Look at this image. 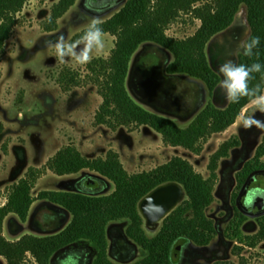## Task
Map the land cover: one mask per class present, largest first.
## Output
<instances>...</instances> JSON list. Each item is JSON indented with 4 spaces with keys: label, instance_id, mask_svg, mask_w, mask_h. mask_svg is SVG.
Segmentation results:
<instances>
[{
    "label": "trees",
    "instance_id": "trees-1",
    "mask_svg": "<svg viewBox=\"0 0 264 264\" xmlns=\"http://www.w3.org/2000/svg\"><path fill=\"white\" fill-rule=\"evenodd\" d=\"M29 1L0 0V55L5 53L6 42L18 24V14ZM77 1L55 2L50 16L41 23L42 30L56 31L60 18ZM122 4L119 10L100 24L105 34L109 33L116 38L110 54L92 57L91 62L85 65V74L81 70L64 67L56 78L57 83L67 93L88 84L96 86L103 101L95 114V125L104 124L112 130L126 126L129 131L147 125L162 135L165 145L181 146L201 155L214 134L228 130L237 122L243 110L250 105L249 98L242 97L238 103H228L225 107L209 102L187 126L182 127L173 118L152 111L133 97L128 86L132 61L143 46L156 44L173 55L166 68L167 74L200 80L212 95L222 77L210 62L207 46L215 37L233 26L245 5L251 28L248 39L259 37L260 43L253 49L251 56L241 53L238 64H261V71L252 74L249 87L259 84L264 89V0H124ZM183 13L192 14L201 21V25L189 37L170 36L167 33L169 26ZM86 29L76 33L70 42L80 39ZM1 129L3 126L0 124ZM240 143L241 139L236 134L221 143L210 155L208 169L211 174L205 177L189 159L179 155L151 170L130 173L119 152L111 149L105 157L88 158L71 141L42 166H29L25 176L11 186L8 202L0 207V256L8 264H27L29 256L37 264H50L56 252L86 240L97 249L92 264H119L109 255L108 230L112 222L128 220L127 236L144 252L143 258L133 264H174L173 254L180 240L208 246L219 234L216 221L207 212L216 200L215 187L220 161L228 157L231 150L239 147ZM86 169L98 173V176H85L79 190H42L37 198L32 194L38 180L49 170L63 176ZM263 173L264 138L255 155L237 173L235 203L248 180ZM91 178L99 179L103 187L98 191L87 190L84 182ZM111 182L115 189L106 192L104 185ZM171 182L183 185L187 197L163 220L160 231L150 237L144 228L139 204L154 189ZM36 199L62 206L72 214L71 222L53 234L27 233L17 240L7 238L3 233L6 217L15 213L23 222L27 221ZM236 211L225 234L240 242L233 248L239 260L219 259L213 264H250L249 258L243 255L245 246L257 247L264 240V213L258 218L259 232L245 235L242 226L247 215L241 209L237 208Z\"/></svg>",
    "mask_w": 264,
    "mask_h": 264
},
{
    "label": "rangeland",
    "instance_id": "rangeland-1",
    "mask_svg": "<svg viewBox=\"0 0 264 264\" xmlns=\"http://www.w3.org/2000/svg\"><path fill=\"white\" fill-rule=\"evenodd\" d=\"M57 1L30 0L23 11L18 14V24L15 26L12 37L6 42L5 53L0 55V124L3 126V129L0 130V207L8 202L11 186L18 182L20 176L25 175L29 166L39 162L44 154V149L50 143L59 141V138L69 130V125L76 123L75 120L71 119V113L80 107L84 109L91 100L89 89L83 92L75 91L71 95L62 90L56 78L64 67L68 66L81 70L83 74L86 73V68L85 65L75 64L70 58H66L64 63L59 62L54 48L47 47L46 42L50 41L54 44L59 36H63L66 42H70L76 33L87 28L91 18L99 17L104 20L123 5L122 1L112 8L107 7L110 9L98 10L93 6V10H90L85 7L86 0H78L60 18L59 28L56 31L45 32L41 28V23L50 16L51 8ZM200 25L201 21L193 17L192 14L183 13L169 26L167 33L176 38H186L193 35ZM106 34L108 35L103 38V51L99 55L94 51L92 57L108 56L115 46L116 38L109 33ZM250 34L251 28L247 18V8L243 5L233 26L215 37L207 46L210 62L218 73L219 67L227 61L238 64L239 56L243 53L240 42L248 39ZM139 59H141V64ZM172 59L173 55L166 49L156 44H147L139 50L135 61H132L133 68L139 67V73H142L143 76L139 84L136 83L138 70L132 74L131 81H129L130 91L139 97L140 102L148 99L152 105H145L147 108L167 115L176 120L180 126L185 127L209 102H213L219 107L227 106L229 102L220 85L211 95L208 87L200 80L185 75L172 76L167 74L166 68ZM89 85L92 89H96V86L92 84L85 87ZM85 112H88L87 109ZM248 116L264 122V114L255 110L250 104L243 110L234 125L224 132L214 134L209 139L199 157L190 150L179 147L183 149V155L179 156L189 159L197 170L205 177H209L211 174L208 169L210 155L231 136L236 134L241 139L240 146L232 149L230 155L220 161L215 187L216 200L207 212L216 221L219 234L208 246H199L191 241L180 240L175 246L174 264H213L219 259L238 261L239 257L234 254L233 248L240 242L225 234L236 216V207L247 215V220L242 226L243 233L253 235L259 232L258 218L264 213L262 207L264 201L254 210H251L246 203L254 207L255 197L262 188L264 189V173L256 174L250 180L245 191L240 193V204L235 205L233 203L237 172L255 155L256 149L264 137V127L253 125L245 128L243 126V119ZM120 139L123 145H133L126 130H121ZM132 139L139 145L150 146L151 150L155 152L154 156L141 166L139 172L142 169L155 168V166L164 164L171 158L169 157L171 151L164 144L162 135L150 126L144 125L141 132L134 134ZM9 145L11 146V153L7 154ZM89 174H93L92 171H89ZM57 177V174L48 176L43 180L40 187L61 190L63 178ZM79 183L80 186L76 183L75 190L81 189V181ZM104 187L107 189L106 192L112 191L110 185L105 184ZM37 190L33 193L36 194ZM246 195L247 200H245ZM128 225L129 221L123 220L118 224H111L109 231L112 260L121 264H133L134 258L138 256V253L132 256L129 251H126L127 246L133 245L130 243L132 240L127 236ZM162 225L163 220L156 224H149L144 218V228L150 237L155 236ZM25 227V230L29 232L42 231L40 227H35L32 222H29ZM61 228L49 227L46 231L53 234L60 231ZM112 229H116L115 232L119 234L116 237L120 241L116 240L115 237L111 238L114 232ZM9 233L7 230L8 237H10ZM122 239L124 240L121 241ZM85 242H79L76 248H69V251L78 250L77 248L88 250L89 257L85 264H90L97 256V249L92 243L93 248L91 245L86 246ZM119 243H122L124 248L118 246ZM134 245L138 249H133V252L141 251L139 246H136L135 243ZM141 252L143 253V251ZM243 255L249 258L250 264H264V240L257 247L245 246ZM69 256L65 259V264H81L79 257L72 256V258L71 254ZM142 256L143 254L141 258ZM26 263L37 264L32 256L28 257ZM0 264H8V262L0 256ZM56 264L59 262L57 261Z\"/></svg>",
    "mask_w": 264,
    "mask_h": 264
},
{
    "label": "crops",
    "instance_id": "crops-1",
    "mask_svg": "<svg viewBox=\"0 0 264 264\" xmlns=\"http://www.w3.org/2000/svg\"><path fill=\"white\" fill-rule=\"evenodd\" d=\"M105 35H108V34H105ZM139 60H140V64H141V59H139ZM136 62H138V61L136 60ZM133 67L134 66H133V62H132L130 77L128 79V86H129V81H131L132 74H134L135 71H137V70H138V74H137L138 79H137L136 83L140 84V80H142L141 78H142L143 74L139 73L140 68L138 67L137 69H134ZM87 89H89L91 91V100H89L88 106H86L84 109H81V107H80L75 112L71 113V117H72L71 119L75 120L76 123L75 124L72 123L69 125V127H68L69 130L67 129L68 131L59 138V141L50 143V145L44 149V154L39 159V162H37L35 165H31V166H37V167L42 166L59 149H61L64 145H67L72 141L78 146L80 151L85 156H87L88 158H96L99 156L105 157L107 155L108 151L113 149V150L120 153L121 160L124 163L126 169L130 173L139 172L141 170V166L144 163H146L148 161V159L153 157L155 154V152H153L151 150L150 146L141 145V144L139 145L138 143L133 142L132 136L134 134H136L137 132H141V129L143 126H141L137 130L129 131V129L126 126H120L117 130H112L111 128H109L108 126H106L104 124L95 125L94 124L95 114H96L97 109L99 108L100 104L103 101L102 96L99 95L97 92V88L92 89L91 85H89L88 87H76L72 91L69 92V95L73 94L75 91L83 92L84 90H87ZM129 89H130V87H129ZM133 97L139 103H141L143 106L152 105L150 103V101H148V99H145V101L142 100L143 102H140L141 100H139L138 96L133 95ZM94 102H95V104H94ZM85 109H87L88 112H85ZM122 129L126 130L127 134L129 135V139L133 145H131V144L123 145L121 143L120 136H121V130ZM52 146L57 147L54 152L50 151V148ZM168 147H169L168 149L171 151L169 153L170 156L168 155L169 157L172 158L173 156H176L177 154L183 155V151H182L183 149L179 148L180 146H168ZM163 148H167V147H163ZM162 150H165V149H162ZM174 151H176V152H174ZM10 153H11V146L9 145L7 154H10ZM195 156L199 157L201 155H195ZM157 158H158V156H157ZM143 170H151V169H142V171ZM89 171L90 170L86 169V170H83V171H81L79 173H75V174H67V175H63V176L58 175L57 178H63L61 190H67V189L75 190L76 183L78 184V186H80L79 181L82 182L81 179L84 177V175H88ZM92 173L93 174H90V175H93V176L97 175L98 176V173H95V172H92ZM51 175L53 176L56 174L54 172H52L51 170H49L46 174H44L38 180V182H37L36 186L34 187L32 193L35 190H37V188H39L41 186V184L45 178H47L48 176H51ZM24 176H20L19 180ZM107 184L112 187V191L115 189L113 182L107 183ZM42 190H50V189H45L43 187H40L37 191L40 192ZM61 190H55V191H61ZM38 192L36 194L33 193V195L36 198L39 194ZM71 220H72V214L70 212H68L66 209H64L62 206L55 204V203H52L48 200L36 199L35 202L33 203L32 207H31L30 214H29L27 221L23 222L19 218V216L15 213H11L6 217V219L4 221V232L3 233L7 238H9L11 240H17L22 235L27 234V233H31V234H35V235L36 234L37 235H47V234H49L48 231H46L47 228H49V227H52V228L62 227L61 228V230H62L71 222ZM122 221L123 220L112 222L111 224H118L119 222H122ZM29 222H32V224L35 227H40V230H42V231H38V230H36L37 232L26 231L25 226ZM111 224H110V226H111ZM110 226H109V230H108V239H109V231L111 230ZM7 230H9V232H10L9 233L10 237H8V235H7ZM113 230H114V232L111 235V238L115 237L116 240H119L116 237L119 234H117L115 232L116 229H112V231ZM57 232H59V231H57ZM123 240L124 239H122L121 241H123ZM85 241L86 240L78 241V242H76V243H74V244H72L66 248L59 250L52 257L50 264H56L57 261L59 262V264H65V259L70 257L69 256L70 254H71V257L72 256H74L76 258L79 257V261L81 262V264H85V261L89 257L88 250H81V249L77 248L78 250L75 249L74 251H69V248H72V247L76 248V246H77V244H79V242H85ZM132 242L133 241H130V243L133 245H129V246H127V248L125 246V248H126V251H129L132 256L135 255V253H138L137 254L138 256L134 258L135 261L132 260V261H134L133 263H135L136 261H138V259L143 258L144 252L143 253L141 252L142 249L139 252L138 251L133 252V249H138V247H135L134 242L133 243ZM84 244L86 246L87 245L92 246L91 243L85 242ZM109 245H110L109 255L111 257L110 239H109ZM118 246H121L122 248H124V245L122 243H119ZM92 248H93V246H92ZM88 249L92 250L90 247H88ZM142 254H143V256L141 258ZM94 259L90 262V264L93 263ZM111 259H113V258L111 257ZM113 261H115V260H113ZM116 263H119V262H116ZM119 264H121V263H119Z\"/></svg>",
    "mask_w": 264,
    "mask_h": 264
},
{
    "label": "clouds",
    "instance_id": "clouds-1",
    "mask_svg": "<svg viewBox=\"0 0 264 264\" xmlns=\"http://www.w3.org/2000/svg\"><path fill=\"white\" fill-rule=\"evenodd\" d=\"M85 7L93 10L92 0H86ZM102 20L99 17L91 18L83 36L75 42H66L63 36L57 37L56 42H46V46L54 48L55 55L59 62L64 63L66 58H70L75 64L84 66L92 60V53L95 51L99 55L104 49L105 33L100 27ZM260 43L259 37H252L240 42L245 56H251L253 49ZM79 49V50H77ZM261 64L254 63L251 66L235 64L227 61L219 67V73L223 79L220 88L225 93V98L229 103H238L240 98L248 97L250 104L255 110L264 114V89L261 85L253 88L249 87V81L253 78L252 74L261 71ZM264 127V122L254 119L252 116L243 119V126Z\"/></svg>",
    "mask_w": 264,
    "mask_h": 264
},
{
    "label": "water",
    "instance_id": "water-1",
    "mask_svg": "<svg viewBox=\"0 0 264 264\" xmlns=\"http://www.w3.org/2000/svg\"><path fill=\"white\" fill-rule=\"evenodd\" d=\"M124 0H92L95 8L104 9L119 5ZM89 191H98L103 185L97 178H91L84 182ZM186 190L183 185L171 182L161 185L145 196L139 204L142 216L149 224H156L164 220L184 200Z\"/></svg>",
    "mask_w": 264,
    "mask_h": 264
},
{
    "label": "flooded vegetation",
    "instance_id": "flooded-vegetation-1",
    "mask_svg": "<svg viewBox=\"0 0 264 264\" xmlns=\"http://www.w3.org/2000/svg\"><path fill=\"white\" fill-rule=\"evenodd\" d=\"M264 138V137H263ZM262 142V141H261ZM244 166V165H243ZM242 166V167H243ZM242 167L238 170V172L242 169ZM237 172V173H238ZM237 176V175H236ZM255 176V175H254ZM254 176H252L249 180H248V182H247V184H246V186L241 190V192L240 193H242V192H244L245 191V189L247 188V186H248V184H249V182H250V180L254 177ZM237 184H238V182H237ZM237 184H236V186H237ZM236 189V188H235ZM251 190V189H250ZM249 190V191H250ZM249 193V192H248ZM248 193H247V195H248ZM247 195H246V197H245V200H247ZM239 196H240V194H239ZM239 196L237 197V202L235 203L234 202V192H233V203H235V205H238V204H240V200H239ZM255 199H256V203H255V205H254V207H251L250 205H248L247 203H246V205L251 209V210H254V208L255 207H257V206H259L261 203H262V201H264V189L262 188V190L260 191V192H258V195L255 197ZM263 207V209H264V206H262ZM236 209H237V207H236ZM240 209V208H239ZM262 210V209H261ZM264 211V210H263Z\"/></svg>",
    "mask_w": 264,
    "mask_h": 264
},
{
    "label": "bare ground",
    "instance_id": "bare-ground-1",
    "mask_svg": "<svg viewBox=\"0 0 264 264\" xmlns=\"http://www.w3.org/2000/svg\"><path fill=\"white\" fill-rule=\"evenodd\" d=\"M56 148H57L56 146H52V147L50 148V151H51V152H54Z\"/></svg>",
    "mask_w": 264,
    "mask_h": 264
}]
</instances>
